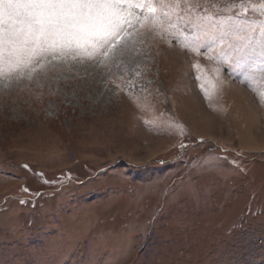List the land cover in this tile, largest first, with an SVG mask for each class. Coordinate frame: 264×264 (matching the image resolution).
<instances>
[{"label": "rangeland", "instance_id": "obj_1", "mask_svg": "<svg viewBox=\"0 0 264 264\" xmlns=\"http://www.w3.org/2000/svg\"><path fill=\"white\" fill-rule=\"evenodd\" d=\"M128 39L0 80V264H264V101L166 32Z\"/></svg>", "mask_w": 264, "mask_h": 264}, {"label": "snow or ice", "instance_id": "obj_2", "mask_svg": "<svg viewBox=\"0 0 264 264\" xmlns=\"http://www.w3.org/2000/svg\"><path fill=\"white\" fill-rule=\"evenodd\" d=\"M198 7L193 0H0V80L25 75L32 79L38 69L56 68L68 59L103 57L100 63L106 67L128 47L137 25H148L198 56L227 64L230 75L244 70L240 82L264 101V0L223 9L212 5L226 13L238 8L243 18H215L207 4L205 14L198 15L193 12ZM181 21L191 25L188 32Z\"/></svg>", "mask_w": 264, "mask_h": 264}]
</instances>
